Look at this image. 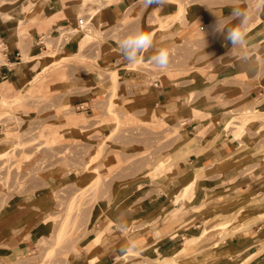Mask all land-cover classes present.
I'll use <instances>...</instances> for the list:
<instances>
[{"label":"rangeland","instance_id":"obj_1","mask_svg":"<svg viewBox=\"0 0 264 264\" xmlns=\"http://www.w3.org/2000/svg\"><path fill=\"white\" fill-rule=\"evenodd\" d=\"M120 1L122 0H82L83 5L77 15L83 17L89 14L88 16L91 17L101 3L112 6ZM172 1L177 2V5L181 4L184 8V3H179V0ZM245 1V10L250 9V15L253 16L250 29L254 27L253 22L260 12L257 8L264 3V0ZM156 7L152 5L144 9L139 0L123 14L119 24L110 21L101 23L103 21L100 20L101 10L89 20V24L84 29L77 28L69 39L74 38L76 42L77 38L84 37L78 48L79 50L84 48V51L93 49V54L90 56H85L81 52L79 57L62 59L59 50H46L41 53L35 49L36 52L41 53L38 59L43 57L46 63L33 75V82L28 88L18 91L13 95L15 97L9 99L10 101L2 99L5 103H0V135H2L0 138V209L13 198L30 192V189L41 187L42 192L46 193L37 206L38 211L41 212V220L37 222V225H41L44 230L32 244L31 251L21 256L15 264H77L80 257H89L88 247L98 230V225L93 222L91 216L96 204L108 209L118 203L124 207L134 199L129 197L132 191L143 184H147L150 189L149 194L165 192V198L170 203L181 201L188 203L191 196H185L184 199L183 195L177 194H180L181 188L190 179H179L177 172L168 169L174 164L168 163L160 173L161 176L168 175L169 183L164 187L161 184L162 179L152 166L162 155H178L179 147L184 142L202 139L203 133L213 126L211 122L215 124L220 121L219 128L225 131L224 139L233 140L234 134L239 146L240 142H244L250 135L253 138L248 136L251 145H261L259 149H254V154H262V152L257 154L258 150L264 152V85L253 95L256 105L253 109H258L257 105L263 103L261 113H255L252 109L246 111L245 107L237 106L236 101L225 98V95H221V91L227 86L228 80L223 78L221 81H216L219 75L217 71L224 64L231 63V59L217 60L220 55L216 52L215 44L222 36L211 34V26L214 23L208 26L200 25L195 34L192 33L184 38L179 31L187 29L188 18L184 12L185 9L182 14L175 11L174 14L162 19L161 15H165L161 12V8ZM95 21L97 26H94ZM257 21L255 23H258ZM221 22L228 21L223 17ZM139 26H145L148 31L151 30V35L155 33L157 40L155 44L153 43V48L141 54L142 56L138 57L135 64H129L122 59L121 65L125 67L122 74L116 73V70L115 72L100 67L99 54L112 50L118 55L119 52L115 49H118L119 40L138 29ZM70 27L76 28V24ZM56 28L50 27L49 33L52 37L56 34ZM202 29L208 33L207 45ZM78 32L83 33H79L82 35L78 36ZM247 38L255 40V37L250 34ZM163 39L166 40L164 45H169V48L165 50L170 53V64L166 70L160 71L148 62V57L163 49ZM154 45L159 47L154 48ZM257 58L260 64L264 65V55L260 56L257 53ZM181 59L185 61L182 66L179 65ZM163 74L175 80L179 76L188 80L193 77V74L206 79L207 82L201 85L202 88L197 97H202V101L209 107L212 115L201 114L195 110L193 122L184 121L185 124H183L184 122L180 121L178 124H171L157 114L149 119L128 114L119 101V96L124 90L125 83L122 82L124 77L136 78L134 76L138 75L140 76L138 79L147 83L149 78L158 79ZM50 75H56L59 82L63 83L59 85L57 91H50L48 87ZM86 75L88 77L93 75L94 81L98 83L97 86L92 85L95 88L90 87V83L82 82L81 77ZM243 86L241 85L242 90H247L248 86L245 85V88ZM259 92L262 93L259 95ZM81 93L95 94L93 96L95 104L88 113L82 114L77 111L75 103L63 102V99L75 97ZM123 102L126 105L129 100ZM33 111L38 114H32ZM251 122L255 124H250ZM258 125L261 126L257 128ZM240 128L242 135L235 136ZM199 153V150L195 152L189 149L180 156L182 158L190 156L193 159ZM248 162V164L245 162L237 166L240 168V173L235 180L225 182L229 184L246 182L264 168L262 163L264 159ZM189 167L192 168L193 164L189 166L186 164V168L189 169ZM213 169L219 170V167L215 166ZM50 172H53L56 177H53L54 180L52 178L51 181L45 180L44 176ZM208 173L204 172L202 177H207ZM144 174L148 176H143ZM250 186L251 184L248 183L246 190L242 193L248 191ZM116 188L125 192L127 196L124 197L125 195L122 194L118 199H114ZM262 197L251 200V197L245 196L238 204H246L248 201L249 205L256 204ZM208 204L210 201L205 200V204L201 207L205 215L203 220L206 229L204 230L213 226L214 228L195 241L192 245L194 249L202 244L217 241L229 233V227L221 226L223 227L221 228L217 222L219 224L221 222L219 219L223 217L221 213L231 209L225 207L221 210L220 207L215 208ZM24 211L21 210L20 213H25ZM244 211L243 217L236 221H233V216L238 213L237 211L226 218L231 219L233 224L243 225V222H247L245 216L252 214L256 209L247 206ZM213 213H219V215L209 220L208 216ZM138 223L140 222H132L124 230L114 232L117 237L107 245L106 250L117 247L119 255L127 252L128 255L110 264H144L147 261L154 264L153 259L160 256L157 253L150 258H145L143 252L140 250L135 252L136 250L132 249L145 247L144 242L137 247L131 243V239L137 233L135 229L141 226H138ZM252 224L241 226L236 232ZM35 231L37 232L36 229ZM174 232L173 230L170 234ZM185 240L184 236L181 244ZM154 247L158 252L156 241H154ZM128 248L133 251L129 252ZM96 252L99 255L101 251L97 249ZM178 252L176 250L175 253ZM168 261L173 259H167L163 264H167ZM88 262L91 264L90 260Z\"/></svg>","mask_w":264,"mask_h":264},{"label":"crops","instance_id":"obj_2","mask_svg":"<svg viewBox=\"0 0 264 264\" xmlns=\"http://www.w3.org/2000/svg\"><path fill=\"white\" fill-rule=\"evenodd\" d=\"M138 1L122 0L112 6L101 3L99 7L100 11L102 10L100 20L103 21L101 23L110 21L114 24H119L123 19V14ZM179 1V3H184V8L181 4L177 5V2L168 0L166 5L161 8V12L165 15H161V18L169 17L175 11V13L182 14L183 9H185L184 12L188 18L187 29L185 28L179 31L182 32L181 35L183 34L182 36L184 38L192 33L195 34L197 27L200 25L208 26L215 23L217 17L222 19L223 17L229 16L232 11L230 7H227L229 3L238 5L244 9L246 4L245 0ZM80 3L81 5L78 4V0H0V103L3 101L2 99L9 100L15 97L13 95L17 94L18 91L28 88L31 85L33 75L46 63L43 57H39L38 59V56L42 52H45L39 45V42L42 41L41 36L43 34H50V27L52 26L57 27V30L58 27L64 25L73 26L77 24V20L80 18L77 13H79L83 5L81 1ZM87 15L89 14L83 17H87ZM96 15H91L90 18L92 19ZM255 21L258 23H255ZM253 24L255 25L248 29L247 36L250 34L255 37V40L247 38L248 44L245 52L254 60L256 70L250 71L242 67L237 58H225L226 60L231 59V63L224 64L218 69L217 72L219 75L216 81H221L223 78L228 80V83H226L227 86L221 91V95H225V98L236 101L237 106L245 107L244 110L246 111L252 109L255 113H261L263 110L261 104L257 105L258 109H253L256 106L254 104L255 101H253L255 99L253 95L258 89L263 88L264 85V65L262 63L260 64V60L257 58V53L260 56L264 55V12L260 11L258 13ZM94 26H97L96 21ZM46 28L47 30L45 31ZM138 29L151 35V30L148 31L145 26H139ZM151 36L153 43L156 42L157 38L155 33H152ZM164 39L162 40V48L167 49L169 45H164L166 41ZM82 40H84V37L77 38L76 42L74 38H71L69 43L59 49L61 58L72 59L79 57L81 56V52L85 56L93 54V49L84 51L83 48L79 50L78 45L82 44ZM230 46L222 36L215 44L216 52L220 57L224 56ZM157 47L159 45H154V48ZM35 49L41 51V53L36 52ZM115 50L119 52V47ZM104 52L98 56V65L105 70H116V73L122 74L125 67L121 65L122 58L120 52L118 55L112 50ZM238 55L233 54L234 57H238ZM184 64V60H179V65L182 66ZM134 77L136 78H132V76L129 78L124 77L125 79L122 81L125 83L124 90L121 96H119L120 104L125 107L124 109L128 114H133L137 117L144 116L148 119L157 114L161 115L160 117L165 122H171V124H178L180 121L193 122L195 120L193 118V114L196 112L195 110H198L201 114L206 113L207 115H212L209 112V107L202 101V97H197L200 94L201 85L207 82L200 75L193 74V77H189L190 79L188 80L185 78L182 79L179 76L175 80L169 79L163 74L158 79L152 80L149 78L147 83L138 79V77L140 78L138 75ZM50 78L51 80L48 82L50 91H57L59 85L63 84L62 81L59 82L56 75H50ZM81 79H83V83H90V87L92 88H95L92 85L98 84L97 81H94L93 75L89 77L86 75L83 78L81 77ZM243 84L248 86L247 90H242L241 85L243 86ZM244 86L243 88H245ZM261 93L259 92V95ZM93 96H95L93 93H81L75 97H67L63 99V102L83 105L84 109L77 110L83 114L93 109L95 104ZM124 100H129V103L124 105ZM3 102L5 103V101ZM32 114L37 115L38 112L33 111ZM211 124L213 126L209 131L203 133L202 139L189 140L187 143L191 144L192 142L191 145H187L184 142L179 147L178 155H162L160 157L161 159H168L170 160L169 163L174 164L172 167H168L171 171L179 172L186 170L189 173L199 165L202 167L206 166L204 172H209V175L199 179L198 184H196L197 189L195 188L194 194L189 202L184 203L181 201L173 204L169 200L167 201L165 192L156 195L153 192L149 194L150 189L147 184L136 187L129 196L130 198L134 197L133 200H130L129 204L123 207L118 203L109 209L112 223L109 222L110 218L105 214L96 221L98 225L97 233H100L101 230L104 232V238L98 245V249L102 253V258L98 264H110L117 260L120 256L118 254V248L114 247L106 250V247L117 237L114 232L118 233V231L125 229H121V225H125L127 228V225L132 222H140L137 225L144 226L135 229L137 233L131 239V243L135 247L142 242L145 243V247L132 248L136 251L140 250V252H143L145 258H150L158 253L160 256H156L153 260L172 258L173 261H168L167 264H264L263 187L258 189L257 193L255 192L256 194L251 198V200H254V198L262 197L256 204L249 205L250 203H246V206H251L256 211L245 216L247 217V222H243L241 226L250 223L248 220L249 216L251 217L261 213L262 215H260V218L255 223L234 233H232V230L237 225L240 227V225L232 223L227 226L229 227V232L231 231L230 234L227 233L221 239L209 244H202L197 249L192 248L195 241L203 236V217L205 218V215L201 207L205 204V200H209L210 204L208 205H215V208L220 207L222 210L226 207L227 209H231L221 213L222 215L229 216L232 212H236V203L232 204V202H237L242 195L248 192L242 193V191L246 190L248 183L251 184L249 190L255 185H263L264 183V168H261L255 177L240 184L228 183L229 180L236 179V176L240 173L239 167L228 165L226 167H219V170L213 169V162L218 161V159L221 160L228 153L233 152L238 148V144L236 143L237 139L234 137V134L233 140L224 139L225 131L219 128L220 121L215 124L211 122ZM260 126L258 125L257 128ZM248 136L253 139L252 136ZM187 146L189 149L195 150V152L199 150L200 153L198 155L196 154L193 159L190 156L182 158L180 155L187 152ZM260 147L261 145L259 144L251 145L253 152L254 149H259ZM258 152H262V154H253L248 161L255 162L256 159H264L263 150H258ZM248 161H246L247 164L249 163ZM258 163L260 162L258 161ZM262 163L264 164V162ZM186 164L187 166L193 164V167H189L188 169L186 168ZM54 175L53 172H50V174L44 176V179L51 181L53 177H56ZM143 176L148 175L144 174ZM159 178L162 179V186L165 187L169 183L167 182L168 175H162ZM190 178L191 175L185 179L189 180ZM226 180L228 182H225ZM45 194V192H42L41 187L30 189V192L13 198L0 209V264H15L21 256L29 250L31 251L32 244L42 234L44 229H42L41 225H37V222L41 220V212L38 211L37 206L42 202ZM123 194L125 195L124 197L127 196L125 192ZM21 210H25V213H20ZM216 210L218 211L220 209ZM218 215L219 213L211 214V216H208L209 220L217 218ZM113 226L116 227L113 228ZM213 228L214 226L208 228L206 233L213 230ZM173 230L175 232L171 235L170 233ZM184 236L186 240L181 244ZM154 241L157 243L158 252L155 251ZM114 243L116 242L114 241ZM95 247L97 245L92 240L88 249L91 252ZM176 250L179 252L175 253ZM180 254L182 256H179ZM186 257L190 259H185ZM179 260L181 261L178 262ZM88 261L89 257L83 256L78 259L77 264H89ZM144 264L153 263L147 261Z\"/></svg>","mask_w":264,"mask_h":264},{"label":"clouds","instance_id":"obj_3","mask_svg":"<svg viewBox=\"0 0 264 264\" xmlns=\"http://www.w3.org/2000/svg\"><path fill=\"white\" fill-rule=\"evenodd\" d=\"M166 3L167 0H140V4L144 9H148L152 5H156V8H163ZM227 7L232 9L231 14L225 17V20L228 22L222 23L221 19L217 17L216 22L211 26V34L213 36H223L231 45L225 55L218 57L217 60L220 61L229 57L237 58L242 67L250 71H255L254 60L245 52L248 44V29L253 20V16L250 15L251 10H245L231 3H229ZM257 11L264 12V3L258 6ZM234 21L235 23H233ZM203 32L207 45L206 36L208 33L204 30ZM118 47L121 58L129 64H135L141 54L153 48V38L150 34L145 33L141 29H136L119 40ZM233 54L239 55L238 57H234ZM148 62L157 70H166L170 64V53L165 49H160L155 55L148 57ZM124 228H126V226L121 225V229ZM124 251H126V249Z\"/></svg>","mask_w":264,"mask_h":264},{"label":"bare ground","instance_id":"obj_4","mask_svg":"<svg viewBox=\"0 0 264 264\" xmlns=\"http://www.w3.org/2000/svg\"><path fill=\"white\" fill-rule=\"evenodd\" d=\"M80 1H82V0H78V4H80L81 5V3H80ZM84 1V0H83ZM96 12L95 13H93V15L94 14H98V13H100V9L98 8L97 10H95ZM79 33H83V32H78L77 33V35L78 36H80V35H82V34H79ZM2 44V43H1ZM16 100H17V98H16ZM15 99H14V101H16ZM13 101V102H14ZM1 103L3 104L4 102L3 101H1ZM11 103V102H10ZM263 103H264V101H263ZM263 103H262V105H263ZM157 117V116H156ZM159 119V118H158ZM159 121V120H158ZM252 123H254V122H251L250 124H252ZM238 135H242V129L240 128L239 130H238V132H237V134L235 135V136H238ZM241 137V136H240ZM190 143V142H189ZM191 144H192V142H191ZM191 144H188L187 143V145H191ZM187 148H188V146H187ZM188 150H189V148H188ZM257 153H259V152H257ZM254 154V152H253V150H252V148H251V144H250V141H249V137L247 136V138H246V140H244V142H240V145L238 146V148L237 149H235L233 152H231L230 154L228 153V155H226L223 159H221V160H219L218 159V161H215V162H213V165H212V167L214 168L215 166H218V167H226V166H228V165H232L233 167H237V166H240V165H242L244 162H246V161H248L249 160V158H251L252 157V155ZM170 162V160H168V159H159L158 161H157V163L153 166V168H154V171L155 172H157L158 173V175L159 176H161V172L163 171L162 169L164 168V166H166V164H168ZM176 167V166H175ZM206 167V166H205ZM205 167H202V166H197V167H195L193 170H191V172H189V173H187L186 172V170H182V171H179V172H177V171H173V172H177L178 174H177V176H178V178L179 179H185V178H187L188 176H189V174H191V178H190V180L181 188V190H180V194H177L178 196H182L183 195V198L185 197V196H191L192 197V195L194 194V191H195V188H196V184H198L197 182H199V179H201V177H202V174L204 173V171H205ZM169 171H171V170H169ZM261 187H263L264 188V183H263V185L262 184H259V185H255V186H253L250 190H248V192L246 193V194H244V195H242L240 198H239V200H237V202L236 201H233L232 202V204L233 203H236L235 205L237 206L236 207V211L238 212L237 214H235V216H233V221H236L237 219H239V218H241V217H243V215H244V212L246 211H244V208H246L247 206H246V204L245 205H241V204H238L239 203V201L241 200V199H243V197H245V196H249V197H253L256 193V191L259 189V188H261ZM197 189V188H196ZM123 194V192L121 191V190H119L118 188H116V189H114V199H118L120 196L119 195H122ZM176 196V195H175ZM178 196L176 197L177 199H178ZM182 198V199H183ZM185 199V198H184ZM181 200V199H180ZM230 200V199H229ZM184 201V200H183ZM247 203H249V201L247 202ZM215 206V205H214ZM111 208V207H110ZM113 208V207H112ZM118 209V208H117ZM248 209V208H247ZM121 211V210H120ZM248 212H249V210H248ZM255 212V211H254ZM253 213V212H252ZM103 214H105V215H107L109 218H110V211H109V209L108 208H105V207H102L100 204H96V206H95V209H94V211H93V213H92V219H93V222L94 223H96V221L103 215ZM230 214V213H229ZM250 214V213H249ZM117 215V214H116ZM222 215V214H221ZM260 215H262L261 213H258V214H256V215H254V216H249V218H248V220H249V222L250 223H255L259 218H260ZM223 217H222V219L221 218H219L220 220H221V222H220V224H219V222H217L218 223V226H225V227H227V226H229L230 224H232V222L230 221L231 219V217L229 218L230 220H227V218L226 217H228V215L226 216V215H222ZM45 219V218H44ZM225 219V220H224ZM209 221V220H208ZM215 221V220H214ZM230 221V222H229ZM109 222H113L112 221V219L110 218V221ZM108 222V223H109ZM228 222H229V224H228ZM207 223V222H206ZM210 223V222H209ZM216 222L214 223L215 225L217 224ZM93 224V223H92ZM205 224V223H204ZM248 224V223H247ZM208 225V224H207ZM207 225H206V227H207ZM210 225V224H209ZM212 225V224H211ZM205 226V225H204ZM246 226V225H245ZM239 226L237 225L233 230H232V233H234V232H236L240 227H241V225H240V227L238 228ZM205 228V227H204ZM208 228V227H207ZM206 229V228H205ZM102 231V230H101ZM100 231V233H97L94 237H93V241H94V243L97 245V249H98V245L100 244V242H101V240H103V238H104V232L102 231L101 232ZM206 231L207 230H204V232H203V235L206 233ZM231 232V231H230ZM229 232V233H230ZM216 245V244H215ZM97 249H94L93 251H91L90 252V255H89V260H90V262H91V264H98L99 263V261H100V259L102 258V253H100L99 252V255L97 254V252H96V250ZM129 252L130 251H133L132 249H129L128 250ZM135 252H137V251H135ZM126 255H128V252L126 253V254H123V255H120L118 258H117V260H119V259H121V258H123L124 256H126ZM196 255V254H195ZM104 256V255H103ZM127 259V257L125 258V260ZM185 259H190L189 257H186ZM165 260H167L166 258H161V259H155L154 260V262L156 263V264H163L164 263V261ZM181 260H179L178 262H180ZM189 263V262H188ZM90 264V263H89Z\"/></svg>","mask_w":264,"mask_h":264},{"label":"built area","instance_id":"obj_5","mask_svg":"<svg viewBox=\"0 0 264 264\" xmlns=\"http://www.w3.org/2000/svg\"><path fill=\"white\" fill-rule=\"evenodd\" d=\"M90 16L87 15V17H80L77 20L76 28L70 27V26H61L58 27L56 34L52 37L50 34H43L42 41L39 42V45L46 51V50H59L64 45L68 43V40L70 39L71 35L76 31V29H84L88 24L90 20ZM76 110H82L84 109L83 105L79 104L75 107Z\"/></svg>","mask_w":264,"mask_h":264}]
</instances>
